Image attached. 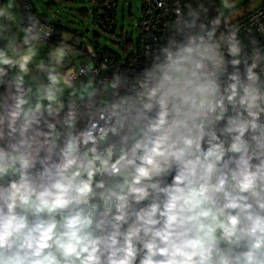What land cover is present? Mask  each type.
I'll use <instances>...</instances> for the list:
<instances>
[{"label": "clouds", "instance_id": "obj_1", "mask_svg": "<svg viewBox=\"0 0 264 264\" xmlns=\"http://www.w3.org/2000/svg\"><path fill=\"white\" fill-rule=\"evenodd\" d=\"M249 11L238 25L237 0H176L129 70L77 61L68 37L45 52L50 24L0 0V264H264Z\"/></svg>", "mask_w": 264, "mask_h": 264}, {"label": "rangeland", "instance_id": "obj_2", "mask_svg": "<svg viewBox=\"0 0 264 264\" xmlns=\"http://www.w3.org/2000/svg\"><path fill=\"white\" fill-rule=\"evenodd\" d=\"M31 1L37 12L45 14L63 27L77 30L85 44H95L97 42L101 46L118 51L123 47V43L131 42L135 44L139 40L140 0H116L115 21L111 32L103 30L94 21V9L96 5L90 0ZM47 2H53L51 9L41 6L42 3ZM212 3L218 6L219 0H212ZM262 3H264V0H237V8L240 14L234 20L245 16L250 9L257 8ZM81 10L85 11L86 14H81ZM52 43L55 42L51 40L47 44H42L41 47L46 52ZM73 49L77 61H88L84 50L75 47Z\"/></svg>", "mask_w": 264, "mask_h": 264}, {"label": "built area", "instance_id": "obj_3", "mask_svg": "<svg viewBox=\"0 0 264 264\" xmlns=\"http://www.w3.org/2000/svg\"><path fill=\"white\" fill-rule=\"evenodd\" d=\"M183 2V0H182ZM161 3L164 7H161ZM176 0H140V18L138 21V26L140 29L139 40L137 43H123V47L117 52L112 53L107 51L106 48L102 46H93L92 44L84 45L81 44L78 36H73L72 45H80L84 47L88 61H91L94 65H108L110 69L114 67H120L122 69H133L139 63L144 61V50L148 45H157L161 43L167 34L166 25L174 19L172 9L175 7ZM19 4L22 10H32V5L28 0H19ZM104 12L108 14H113L116 10V3L110 2L108 0L103 3ZM258 11H264V3L255 8ZM253 12L249 11L245 16L234 20L238 25H247L248 21L251 19ZM104 16V14H103ZM42 23H48L41 19ZM97 24L100 28L108 31L111 27L112 20L109 17L98 18ZM50 24V23H49ZM50 26L55 30L53 37L56 35V29L53 25ZM241 37L247 38V31L245 28L241 29ZM258 38L259 34H258ZM261 42L264 43V37H261ZM91 47L95 52V57L88 54V48Z\"/></svg>", "mask_w": 264, "mask_h": 264}, {"label": "trees", "instance_id": "obj_4", "mask_svg": "<svg viewBox=\"0 0 264 264\" xmlns=\"http://www.w3.org/2000/svg\"><path fill=\"white\" fill-rule=\"evenodd\" d=\"M30 3H31V5H32V10H33V12L36 14V15H38L41 19H43L44 21H46V22H48V23H50L51 25H53L54 26V28L56 29V35H55V37H54V39H51L52 41H54V42H57L59 39H61V32L63 31V29H66V30H68V31H70V32H72V33H70V39H69V43L72 45V42H73V40H72V38H73V36H78V38L80 39V42H81V44L83 43L84 45H87V44H85V42L84 41H82V39H81V35L79 34V32L77 31V30H75V29H73V28H70V27H63V26H61L57 21H53V20H51L48 16H46L45 14H42V13H39V12H37V10L35 9V7H34V4H33V2L31 1V0H28ZM92 3H94L95 5H96V7H95V9H94V21L96 22L97 21V19L98 18H106V17H109L111 20H112V23H111V27H110V29L107 31V32H111L112 30H113V27H114V15H115V12L113 13V14H110L109 16H108V14L107 13H105L104 12V9H103V3H104V1H106V0H90ZM108 1H110V2H114V3H116V0H108ZM52 5H53V2H47V3H42V5L41 6H44L45 8H47V9H51L52 8ZM82 11V13L81 14H86L85 13V11H83V10H81ZM116 11V10H115ZM80 12V11H79ZM101 14H102V16H101ZM103 14H104V16H103ZM96 24H97V22H96ZM97 25H99V24H97ZM100 26V25H99ZM104 30V29H103ZM81 44L80 45H77V46H73V47H75V48H79V49H81V50H84L85 51V49H84V47L83 46H81ZM93 46H101V45H99L97 42H95V44H92ZM121 46V45H120ZM102 47H104V48H106V50L107 51H111L112 53H114V52H117V51H114V50H111V49H109V48H107L106 46H102ZM86 52V51H85ZM119 52V51H118Z\"/></svg>", "mask_w": 264, "mask_h": 264}, {"label": "crops", "instance_id": "obj_5", "mask_svg": "<svg viewBox=\"0 0 264 264\" xmlns=\"http://www.w3.org/2000/svg\"><path fill=\"white\" fill-rule=\"evenodd\" d=\"M61 33H62L61 34V38H63V37H68L69 38L70 37V33H72V32H70V31H68L66 29H63V31Z\"/></svg>", "mask_w": 264, "mask_h": 264}, {"label": "water", "instance_id": "obj_6", "mask_svg": "<svg viewBox=\"0 0 264 264\" xmlns=\"http://www.w3.org/2000/svg\"><path fill=\"white\" fill-rule=\"evenodd\" d=\"M101 16H102V14H101Z\"/></svg>", "mask_w": 264, "mask_h": 264}]
</instances>
